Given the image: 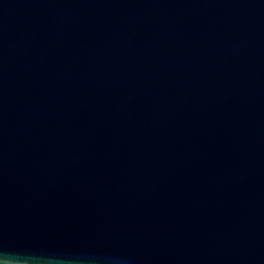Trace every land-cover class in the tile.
<instances>
[{
  "label": "water",
  "instance_id": "1",
  "mask_svg": "<svg viewBox=\"0 0 264 264\" xmlns=\"http://www.w3.org/2000/svg\"><path fill=\"white\" fill-rule=\"evenodd\" d=\"M0 264H264V0H0Z\"/></svg>",
  "mask_w": 264,
  "mask_h": 264
}]
</instances>
